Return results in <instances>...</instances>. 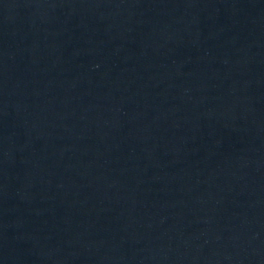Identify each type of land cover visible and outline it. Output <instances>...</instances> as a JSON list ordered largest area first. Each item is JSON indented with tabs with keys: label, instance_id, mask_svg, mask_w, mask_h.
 Returning a JSON list of instances; mask_svg holds the SVG:
<instances>
[{
	"label": "water",
	"instance_id": "water-1",
	"mask_svg": "<svg viewBox=\"0 0 264 264\" xmlns=\"http://www.w3.org/2000/svg\"><path fill=\"white\" fill-rule=\"evenodd\" d=\"M0 264H264V0H0Z\"/></svg>",
	"mask_w": 264,
	"mask_h": 264
}]
</instances>
